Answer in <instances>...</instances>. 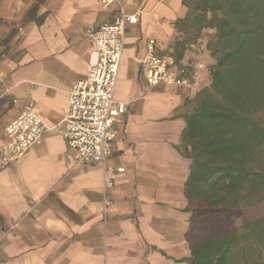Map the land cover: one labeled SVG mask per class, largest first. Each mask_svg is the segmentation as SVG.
<instances>
[{
    "label": "crops",
    "instance_id": "crops-1",
    "mask_svg": "<svg viewBox=\"0 0 264 264\" xmlns=\"http://www.w3.org/2000/svg\"><path fill=\"white\" fill-rule=\"evenodd\" d=\"M190 2L191 0H187ZM129 13L115 98L126 104L109 163L125 169L107 189L98 165L77 162L62 136L68 88L86 74L89 28L112 21L117 3L100 0H0V96L4 127L25 105L51 127L20 158L0 164V264H189L202 240L187 197L186 115L196 95L150 86L137 58L147 40L177 64L203 60L199 92L214 59L184 20V0H124ZM8 38L4 43L3 39ZM204 61V60H203ZM198 92V93H199ZM110 204L104 211V201Z\"/></svg>",
    "mask_w": 264,
    "mask_h": 264
},
{
    "label": "trees",
    "instance_id": "trees-1",
    "mask_svg": "<svg viewBox=\"0 0 264 264\" xmlns=\"http://www.w3.org/2000/svg\"><path fill=\"white\" fill-rule=\"evenodd\" d=\"M184 3L194 36L213 30L206 48L214 59L210 88L198 95L184 131L187 197L194 202L192 221L203 227L189 264H264V161L252 163L264 144V120L257 116L264 111V0Z\"/></svg>",
    "mask_w": 264,
    "mask_h": 264
},
{
    "label": "built area",
    "instance_id": "built-area-1",
    "mask_svg": "<svg viewBox=\"0 0 264 264\" xmlns=\"http://www.w3.org/2000/svg\"><path fill=\"white\" fill-rule=\"evenodd\" d=\"M102 6L117 3L114 20L89 28L92 43L91 59L86 74L68 88L67 108L62 119V136L72 149L77 162L98 165L103 171V184L110 189L115 175L123 166L109 163L113 142L117 137L116 124L121 120L126 104L115 98L119 65L124 55L128 25L136 23L138 13H129L124 0H100ZM156 38L147 40V49L137 58L140 70L150 86L168 85L186 88L191 95L199 92V72L206 68L202 60L179 63L156 52ZM51 127L30 105L4 127L5 144L0 148V164L20 158ZM104 201V211L110 204Z\"/></svg>",
    "mask_w": 264,
    "mask_h": 264
},
{
    "label": "rangeland",
    "instance_id": "rangeland-1",
    "mask_svg": "<svg viewBox=\"0 0 264 264\" xmlns=\"http://www.w3.org/2000/svg\"><path fill=\"white\" fill-rule=\"evenodd\" d=\"M192 15H193L192 13L189 14L188 19H187L188 24H190L191 26H192V24H191L192 23ZM212 33H213L212 29L204 28L203 35H202L203 39H205L206 42H207L209 36ZM8 40L9 39L7 37L5 39H3L4 43H7ZM205 59H206V57H203L204 61L203 60L202 61L204 63L206 62ZM210 81H211V76H209V77L207 76L206 83L203 86V88L201 89V91L206 89V88H210ZM200 92L198 93V95L200 94ZM198 95L196 96L195 101L192 103L194 108H196V106H197V102H198L197 101V97H198ZM4 101H5V99L0 96V130L3 127V125H4L5 121H6V119H5L6 105H4ZM257 114H258L257 116H260L261 118H263L262 120H264V111L258 112ZM255 150L256 151H255V153L253 155L255 158H253L254 160H252V163H253V166L257 168L264 161V144H262L261 146H258Z\"/></svg>",
    "mask_w": 264,
    "mask_h": 264
}]
</instances>
